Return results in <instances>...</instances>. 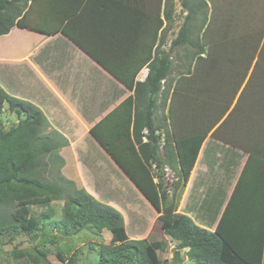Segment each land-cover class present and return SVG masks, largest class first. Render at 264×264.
<instances>
[{
  "label": "trees",
  "instance_id": "1",
  "mask_svg": "<svg viewBox=\"0 0 264 264\" xmlns=\"http://www.w3.org/2000/svg\"><path fill=\"white\" fill-rule=\"evenodd\" d=\"M165 1L163 26L159 8L147 0H0V36L13 27L60 31L132 92L89 133L160 214L163 237L175 242L168 264H181L182 255L193 264H262L260 201L253 211L232 213L233 196L213 231L176 211L208 135L248 152L264 145V9L242 8L241 0H179L182 23L164 50L174 13ZM35 9L43 22L32 17ZM47 14L54 21L48 25ZM75 23L83 25V40L68 32ZM143 67L145 80L135 81ZM4 107L17 120L0 129V245L4 236L42 230L51 212L38 215L33 207L64 201L57 223L63 235L110 233L109 243L97 248L96 264H164L159 253L166 240L128 238L119 211L60 173L59 144L44 133L40 109L0 87V116ZM165 162L178 177L171 197L150 170ZM74 256L56 253L59 264H76ZM44 257L12 252L13 264H43Z\"/></svg>",
  "mask_w": 264,
  "mask_h": 264
},
{
  "label": "crops",
  "instance_id": "2",
  "mask_svg": "<svg viewBox=\"0 0 264 264\" xmlns=\"http://www.w3.org/2000/svg\"><path fill=\"white\" fill-rule=\"evenodd\" d=\"M213 1L221 4L225 0ZM241 1L242 8L264 9V0ZM169 4V8L182 9L179 0H170ZM147 5L159 8L165 26L166 1L147 0ZM38 13L39 10L35 9L32 17L43 22ZM49 20L53 21L47 14L44 23L48 25ZM81 28L82 24L75 23L68 27V32L75 39L83 40L85 35ZM147 73L148 69L143 67L135 81L143 82ZM0 87L9 96L27 101L41 110L46 118L44 133L59 144L56 151L62 160L60 173L78 189H85L101 203L111 199L122 205L119 202L123 201L121 192L126 189L139 196L133 205L128 206V221L117 205L111 201L106 203L123 216L128 238L137 240L143 237L151 222H146L135 206L140 203L151 208L154 214L159 213L89 133L95 123L132 92L60 31L43 34L18 27L0 36ZM5 112L6 107L2 114ZM242 144L246 143L242 141ZM233 196L232 213L253 211L259 201L264 204V145L248 152L208 135L181 191L176 212L213 231ZM257 212L261 213L262 207ZM125 219L131 227V235ZM163 240L169 245L175 244L167 238ZM182 258L193 264L183 255Z\"/></svg>",
  "mask_w": 264,
  "mask_h": 264
},
{
  "label": "rangeland",
  "instance_id": "3",
  "mask_svg": "<svg viewBox=\"0 0 264 264\" xmlns=\"http://www.w3.org/2000/svg\"><path fill=\"white\" fill-rule=\"evenodd\" d=\"M173 12L172 24L166 35V44L162 47L164 50H168L171 40L176 37L184 16L182 9H179V7L173 9ZM176 73V71L173 73L175 77ZM162 113L163 112L159 110L157 115H162ZM16 120V116L14 114H9L6 110V112L0 116V129H7L9 125L14 124ZM164 164L170 167L173 170V173H175V170L168 163L165 162L162 166ZM161 169L162 167L158 169L155 165L154 167H151L150 170L154 177V182L155 180L160 179L161 173L163 174ZM155 183L160 185L158 182ZM123 189H126V187H123ZM121 196L123 197V201L119 202L122 203V205H119V203L115 200L106 199V201H111L113 204L117 205L123 211V214L128 221V206L133 205V202H136L137 200L136 197L139 196H134L127 189L126 191L121 192ZM171 196L172 194L168 197ZM106 201L104 202L105 204H107ZM126 203L128 205H126ZM63 206H65L64 201L58 203L52 202L48 207L44 208L33 207L32 210L38 215H48L51 212L50 216L44 220L42 230L30 236L23 235L22 233H13L9 236L2 237L0 245V264H13L12 252L18 250H30L34 253L36 251H41L45 254V257L42 258L43 264H59V261L56 258V253L62 254L65 258H69L75 254L74 257L76 258V264H96L97 248L101 245H107L109 243L110 233L105 231L101 235H97L92 231L86 230L75 236L63 235L62 231L57 228V223L62 215ZM135 207L141 211L140 214L145 218L146 222H151L144 236L138 238L137 240L147 239L149 241H160L161 239H164L165 237L162 235L159 222L157 220V217L160 214H154L151 208L140 203H138V206ZM126 219V229L128 230L129 235H131V227L128 226ZM142 224L143 223H140L139 225ZM129 238L131 239V237ZM174 247V243L172 245L168 244L166 251L159 253L164 264L170 263ZM182 261L184 262L183 264H188L183 258Z\"/></svg>",
  "mask_w": 264,
  "mask_h": 264
},
{
  "label": "built area",
  "instance_id": "4",
  "mask_svg": "<svg viewBox=\"0 0 264 264\" xmlns=\"http://www.w3.org/2000/svg\"><path fill=\"white\" fill-rule=\"evenodd\" d=\"M162 167V172L160 179L155 180V182L160 183V191L164 192L166 195H171L173 192L174 184L177 182L178 178L173 170L164 164Z\"/></svg>",
  "mask_w": 264,
  "mask_h": 264
}]
</instances>
